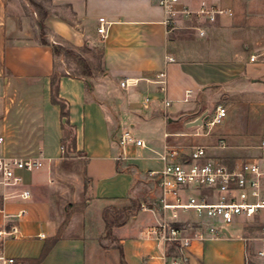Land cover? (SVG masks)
<instances>
[{"label": "crops", "instance_id": "obj_1", "mask_svg": "<svg viewBox=\"0 0 264 264\" xmlns=\"http://www.w3.org/2000/svg\"><path fill=\"white\" fill-rule=\"evenodd\" d=\"M200 1L178 0L179 13L167 21L155 0H0V157L43 163L16 170L17 185L0 183V229L18 228L4 241L15 264H162L157 216L140 207L158 195L147 172L162 169L164 147L201 145L228 166L262 154L264 126L246 124L247 105L226 101L264 98V62L249 59L264 50V0H204L232 12L213 22L180 12ZM124 79L137 82L120 87ZM52 80L65 118L52 102ZM217 105L226 116L209 132L185 126ZM122 128L144 146L122 155ZM22 190L30 197L16 196ZM166 253L179 254L173 245ZM184 253L183 264L252 260L241 226Z\"/></svg>", "mask_w": 264, "mask_h": 264}, {"label": "built area", "instance_id": "obj_2", "mask_svg": "<svg viewBox=\"0 0 264 264\" xmlns=\"http://www.w3.org/2000/svg\"><path fill=\"white\" fill-rule=\"evenodd\" d=\"M155 1L168 15L167 21L179 13L175 8L178 0ZM180 12L209 22L215 21L220 15H232L231 10L216 8L204 0L200 1L197 9H184ZM99 22L97 33L103 40L107 36L106 22L103 18H99ZM249 59L264 62V50L251 55ZM155 78L158 91L165 92L166 73L160 71ZM136 82L137 80L124 79L120 82V87L134 85ZM189 93L186 91L187 96ZM149 100L150 97H146L144 102L148 103ZM169 103L167 99L161 100L164 106ZM225 116L226 109L217 105L212 116L202 123L206 127V133ZM116 143L122 155L127 146H144V141L130 128H122L117 132ZM223 145L221 141V146ZM258 148L262 151L260 156L228 166L209 157L206 148L201 145L190 146L188 151L168 145L164 147L161 155L162 169L147 172L149 178L156 180L158 195L155 200L143 203L140 207L142 211L157 216L152 233L164 247L161 254L162 264H183L186 261L184 250L192 242L226 236L230 234V227L242 220L264 218V139L260 140ZM60 150L63 152L64 148L60 147ZM120 157L121 155L118 158ZM42 166V161L36 157H0V183L7 186L17 185L22 179L16 175V170L32 172ZM16 196L27 199L30 193L22 190ZM0 213H3L2 208ZM182 215L186 216L184 220L180 219ZM17 234L16 225L0 229V264L16 263V258L5 253L4 241ZM169 245L178 249L177 256L170 257L166 253V246ZM256 254L258 257L264 256L261 250ZM243 264H249L247 256Z\"/></svg>", "mask_w": 264, "mask_h": 264}, {"label": "rangeland", "instance_id": "obj_3", "mask_svg": "<svg viewBox=\"0 0 264 264\" xmlns=\"http://www.w3.org/2000/svg\"><path fill=\"white\" fill-rule=\"evenodd\" d=\"M95 56L99 59L97 53ZM242 95H245V97L248 96L247 94ZM227 102H231L234 104L237 103L238 105H247V114L243 116L245 123L264 126V98L257 96L245 99H227L226 104ZM223 106L225 107V105ZM213 111L214 110H212L211 114H213ZM202 130L205 131L206 127L202 126ZM260 138L264 139V132L261 134ZM240 226L243 229V236L246 238V241L248 243L250 255L252 254V260L249 264H264V256L258 258L256 254L259 250L264 252V218H255L254 220H243L232 225L230 229L231 231L237 230Z\"/></svg>", "mask_w": 264, "mask_h": 264}, {"label": "trees", "instance_id": "obj_4", "mask_svg": "<svg viewBox=\"0 0 264 264\" xmlns=\"http://www.w3.org/2000/svg\"><path fill=\"white\" fill-rule=\"evenodd\" d=\"M57 50V49H56ZM51 96H52V102L55 104H58L61 108V115L62 117H66L67 116V105L66 103L61 100L58 95H57V87L55 85V82L52 80L51 83ZM70 139V143H69V147L72 148L73 147V138L72 135L69 136ZM110 223L106 221V235L109 236L110 235ZM45 254V252L43 253V255ZM42 255V256H43Z\"/></svg>", "mask_w": 264, "mask_h": 264}, {"label": "water", "instance_id": "obj_5", "mask_svg": "<svg viewBox=\"0 0 264 264\" xmlns=\"http://www.w3.org/2000/svg\"><path fill=\"white\" fill-rule=\"evenodd\" d=\"M211 110H206L204 112H202L200 115H198L194 120L192 121H189L185 124V126L187 128H195V127H199L202 125V123L208 119L209 117V114H210ZM181 117H178L176 119H172L171 117L168 118V121L171 122V121H174V120H179Z\"/></svg>", "mask_w": 264, "mask_h": 264}]
</instances>
